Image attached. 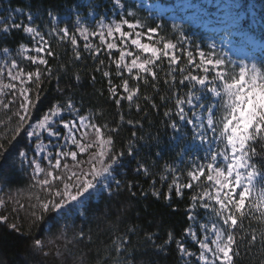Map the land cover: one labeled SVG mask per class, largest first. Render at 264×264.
Wrapping results in <instances>:
<instances>
[{
  "label": "snow or ice",
  "instance_id": "1",
  "mask_svg": "<svg viewBox=\"0 0 264 264\" xmlns=\"http://www.w3.org/2000/svg\"><path fill=\"white\" fill-rule=\"evenodd\" d=\"M68 12L74 14V23L61 20L51 7L43 14L40 9L17 7L0 15V42L14 31L30 40L0 46V110L11 113L9 121L15 118L11 140L23 133L26 144L17 150V158L30 170L31 187L43 193L28 204L33 209L30 225L47 221L50 230L53 220L85 216L90 199L112 196L113 185L120 191L122 181L117 177L126 158L136 159L144 147L139 143L144 137L135 130L116 147L121 125L142 128V121L126 119L121 110L114 125L100 122L102 111L86 108L83 99L60 86L61 74H68L70 65L91 59L92 71L106 79L109 99L117 109L123 103L129 112L135 108L139 113L143 100L159 111L155 96L165 104L163 116L173 130L174 155L165 159L158 149L155 159H137L134 171L152 177L149 191L157 200L170 204L173 195L183 199L188 192L187 227L179 238L169 230L159 245L158 234L147 233L153 246L166 253L174 242L180 264H236L241 246H258L264 254V61L233 60L227 52H217L215 44L202 50L183 32L175 40L168 38L161 34V25L138 18L134 0H112L111 17L102 13L96 18L91 4L86 16L76 6H69ZM53 38L70 47L68 64L50 63L60 60ZM72 76L79 84L80 72L73 71ZM53 80L59 98L53 97L33 119L42 85ZM91 80L95 82L96 75ZM169 102L172 107L166 106ZM155 139L158 145L159 138ZM5 152L0 142V157ZM158 160L160 171L154 174L151 168ZM133 187L128 182L127 190L135 197ZM149 191H142V196ZM8 202L25 207L17 197L9 196ZM5 204L0 198V207ZM8 219L0 215V221L19 232ZM135 232L136 227H130L113 241L123 264H132L122 253L130 254V234ZM77 235L85 237L83 231ZM44 246L43 240H33L34 248Z\"/></svg>",
  "mask_w": 264,
  "mask_h": 264
},
{
  "label": "trees",
  "instance_id": "2",
  "mask_svg": "<svg viewBox=\"0 0 264 264\" xmlns=\"http://www.w3.org/2000/svg\"><path fill=\"white\" fill-rule=\"evenodd\" d=\"M151 1L168 3L164 0ZM239 1L247 19H249L248 7H251L260 22L255 28L252 24L249 25L246 30L250 31L254 37L264 40V0ZM172 2V0L169 1V3ZM90 4L95 6L96 18L102 13L111 14L110 0L90 2L84 0H0V9L6 11L21 7L27 10L31 7L33 11L40 9L43 14L44 9L51 7L59 13L61 20L74 23V14L69 15L68 12L69 6L78 7L80 14L86 16ZM47 19L45 15L44 22H47ZM161 26L162 35L176 39L169 22L162 20ZM27 41L21 31H14L10 37L0 42V46L2 43H7L10 47H14L20 42L28 43ZM53 47L60 56V60H53L50 63L58 65L60 62L68 64L71 61L72 53L68 45L58 44L53 38ZM93 67L91 59L76 62L74 66L70 65L68 74H61L60 86L66 92H70L75 99H83L86 108L91 107L93 110L102 111L100 122L114 125L119 121L121 110L124 111L126 119L142 121V128L133 129L126 123L121 125L116 147L120 148L134 130L137 131L138 136L144 137V140L139 141L144 147L141 148L136 159L126 158L125 165L117 177L122 181L119 192L115 191V185H113L112 196L104 194L103 198L96 196L87 202L85 216L81 217L77 214L67 221L53 220L49 230L47 221L30 225V212L33 209L29 208L28 204L35 202L34 195H43V193L31 187L33 181L30 178V170L26 165L21 167L17 158V150L22 149L26 144L23 133L12 141L10 133L16 126L15 118L9 121L8 117L11 113L0 110V142H3L7 148V152L0 157V185L3 186L0 190V198L6 201V204L0 207V215H7L9 218L7 223H16L20 228V231L16 232L0 221V264H123V261L117 257L113 241L117 236L127 233L130 227H136V232L130 234L128 244L130 254L122 253L124 260H131L132 264H180L174 242L167 247L165 253L158 251L147 239L146 234H158L155 240L156 245L163 244L169 230L176 238H179L184 228L187 227L185 207L189 203L188 192H185L183 199L173 195L170 204L162 198L157 200L149 191L152 177H145L143 173L138 174L134 171L137 167V159L142 162L155 159L154 153L158 149L165 153V159H168L169 155H174L170 147L173 143L171 141L173 130L167 126V118L163 116L165 104L159 100L158 96H155L156 103L160 106L159 111L151 108L150 104H146L143 100L140 102L142 111L139 113L135 108L129 112L127 105L123 103L122 109H117L109 99L106 79L100 73H94ZM73 71L80 72L82 79L79 84L72 76ZM93 74L96 75L95 82L91 80ZM161 88L162 91H167L163 84ZM55 89V80L42 85L41 100L33 119L50 106L53 97H57ZM101 91L103 95L100 94ZM147 91L150 92V89ZM168 94L170 95V92ZM166 106L172 107L173 104L169 102ZM156 137L159 138L158 145ZM160 166L161 161L158 160L155 167L150 166V168L154 174H157ZM128 182L134 185L132 191L136 192L135 197L127 190ZM157 186L159 187L158 178ZM163 190L166 191V185ZM142 191H149V195L145 198L141 194ZM9 196L17 197L25 207L20 208L19 204L8 202ZM253 226L256 227L257 224L253 222ZM80 231L85 233L84 238L78 237L77 234ZM37 238L45 242L43 249L33 247V240ZM189 246L195 250V246ZM236 264H264V254L260 253L258 246L250 249L241 246Z\"/></svg>",
  "mask_w": 264,
  "mask_h": 264
},
{
  "label": "rangeland",
  "instance_id": "3",
  "mask_svg": "<svg viewBox=\"0 0 264 264\" xmlns=\"http://www.w3.org/2000/svg\"><path fill=\"white\" fill-rule=\"evenodd\" d=\"M134 2L138 9V18H143L146 22L166 19L172 27L177 26L174 28L175 31L179 34L183 32L191 41L199 44L202 50L208 51L209 46L215 44L217 52H227L233 60H246L249 63L253 61L247 49L254 44L251 36L239 29L240 23L245 21V14L241 11L238 0H214L213 5L216 10L212 12L206 10V4H209L211 0H202L201 3L178 0V4L174 5L176 8L159 1L134 0ZM110 3L112 4V0ZM248 10L251 16H254L251 7H248ZM10 12L12 10L0 9V15L6 16ZM107 16L111 17V14ZM87 19L89 23L93 22L91 16ZM251 21L255 20L251 18ZM27 42L30 43V40ZM94 42H98V39ZM254 45L258 47L261 56L256 57L257 62H261L264 58V42L258 40Z\"/></svg>",
  "mask_w": 264,
  "mask_h": 264
}]
</instances>
